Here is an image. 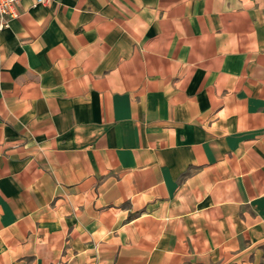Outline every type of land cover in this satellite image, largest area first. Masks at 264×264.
I'll use <instances>...</instances> for the list:
<instances>
[{
  "label": "crops",
  "instance_id": "0c3cea01",
  "mask_svg": "<svg viewBox=\"0 0 264 264\" xmlns=\"http://www.w3.org/2000/svg\"><path fill=\"white\" fill-rule=\"evenodd\" d=\"M19 9L0 264H264V0Z\"/></svg>",
  "mask_w": 264,
  "mask_h": 264
},
{
  "label": "built area",
  "instance_id": "2783aa9c",
  "mask_svg": "<svg viewBox=\"0 0 264 264\" xmlns=\"http://www.w3.org/2000/svg\"><path fill=\"white\" fill-rule=\"evenodd\" d=\"M51 0H33L34 4L48 3ZM21 0H0V30L9 26L10 22L20 14Z\"/></svg>",
  "mask_w": 264,
  "mask_h": 264
}]
</instances>
